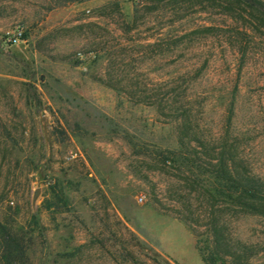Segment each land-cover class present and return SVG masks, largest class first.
Instances as JSON below:
<instances>
[{"label": "rangeland", "instance_id": "1", "mask_svg": "<svg viewBox=\"0 0 264 264\" xmlns=\"http://www.w3.org/2000/svg\"><path fill=\"white\" fill-rule=\"evenodd\" d=\"M257 18L233 0H0V225L16 264H205L213 217L241 264H264V217L204 191L226 140L264 177ZM176 86L193 114L147 103ZM1 243L0 229L6 264Z\"/></svg>", "mask_w": 264, "mask_h": 264}, {"label": "trees", "instance_id": "2", "mask_svg": "<svg viewBox=\"0 0 264 264\" xmlns=\"http://www.w3.org/2000/svg\"><path fill=\"white\" fill-rule=\"evenodd\" d=\"M153 1L162 2L165 0ZM233 1L247 6L258 15L257 20L264 23V0ZM181 89L182 87L179 86L171 88L169 92L162 94V97L153 98L152 102L147 103L158 105L161 111L169 110L168 112L173 114H193V108L188 106L187 100H183L186 89L183 93ZM235 113L236 102L233 99L229 107V125L232 124ZM186 118L190 119L188 116ZM182 120H185V116ZM241 151L242 148L237 143L230 144L226 140L223 151L216 158L217 162L208 164L209 168L206 172L210 175V183L204 185V191L209 195L213 208L221 204L223 207L231 206L238 209L241 213L264 217V177L255 171V166ZM220 222L216 217H213L208 224L212 245L206 250L200 247L202 260L205 264H226V259L231 257L233 264H241L242 258L229 242L226 226ZM0 229L1 244L4 250L3 261L6 264H16L19 256L23 253L20 239L2 225H0Z\"/></svg>", "mask_w": 264, "mask_h": 264}, {"label": "built area", "instance_id": "3", "mask_svg": "<svg viewBox=\"0 0 264 264\" xmlns=\"http://www.w3.org/2000/svg\"><path fill=\"white\" fill-rule=\"evenodd\" d=\"M25 30L22 27H18L15 30L8 32L6 36L4 37L3 43L7 46H14L17 44H20L25 40ZM72 157H77L78 154L76 152H71ZM145 200L144 196L138 197L137 201L138 203H143Z\"/></svg>", "mask_w": 264, "mask_h": 264}]
</instances>
